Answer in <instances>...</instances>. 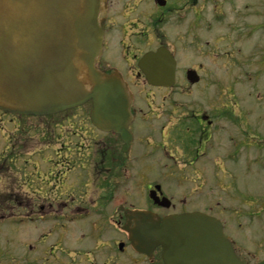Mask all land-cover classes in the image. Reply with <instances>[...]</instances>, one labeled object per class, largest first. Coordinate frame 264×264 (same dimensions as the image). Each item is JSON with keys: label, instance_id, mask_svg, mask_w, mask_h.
Segmentation results:
<instances>
[{"label": "flooded vegetation", "instance_id": "af4514ba", "mask_svg": "<svg viewBox=\"0 0 264 264\" xmlns=\"http://www.w3.org/2000/svg\"><path fill=\"white\" fill-rule=\"evenodd\" d=\"M199 1L206 3L208 12L199 10ZM102 6L100 16L105 22L108 41L97 66L106 73L123 71L121 77L130 86L139 88L140 81L145 80L136 65L140 44L149 41L155 29L151 23L158 22L164 39L175 36L177 42L194 45L200 19L207 15L208 27L216 33V43L208 41L210 57L214 61L215 50H220L226 86L230 84L234 67L238 70L242 66L239 80L249 77L252 85L258 82L261 87L258 79L264 75L263 0H103ZM249 9L254 10L253 15L245 14ZM175 18L180 19L179 23ZM110 29L116 33V43H112ZM247 44L251 48L243 54ZM113 46L119 47L120 60L124 63L120 66L105 60L106 54L113 56ZM246 65L248 73L244 70ZM199 67L203 69V66L196 69ZM207 71L212 74L211 69ZM232 93L235 97V92ZM137 94L140 96V91ZM233 97L228 90L218 94L216 99L223 106L217 116L212 110L197 113L191 106L177 102L175 112L171 113L174 122L164 123L162 120L168 113L155 100L148 103L151 96L147 94L148 106L136 102L132 109L135 119L130 128L134 139L127 154L122 152L121 139L99 131L86 120L89 116L70 117L69 113L80 108L58 114V122L47 124L45 138L0 139V264H165L162 248L148 253L135 250L128 233L134 222L129 221L123 210L159 212L160 207L149 199V194L165 180L166 138L175 141L185 153L193 149V163L207 153L209 146L213 147L217 117L221 116L220 130L228 146L226 159L239 160L242 145L248 144L247 153L251 149L256 153L261 151L262 114L254 111L251 121L252 111L236 97L232 100ZM7 120L12 122L15 117L0 110V127ZM75 120L77 124L83 121L79 123V132L71 131L68 126ZM251 127L254 140L246 142V132ZM185 153L181 157L188 162L190 158ZM169 157L177 160L176 156ZM36 179L42 184L36 189L49 191V197L23 206L17 196L30 187L27 183ZM134 190L137 196H133ZM2 191L15 196L13 207L1 202ZM119 195L125 200H119ZM129 197L136 200L138 207L126 204ZM245 198L243 195L238 204H226L223 211H233L230 214L236 218L231 222L222 219L224 230L244 264H252L251 259L254 264H264V207L251 206L253 199L247 203ZM184 207L186 203L182 210ZM246 215L250 218L246 219ZM244 220H250L246 227L252 221L258 222L254 225L253 240L243 233L237 235V230L242 232L245 227ZM251 242L254 251L248 249Z\"/></svg>", "mask_w": 264, "mask_h": 264}, {"label": "water", "instance_id": "95a60500", "mask_svg": "<svg viewBox=\"0 0 264 264\" xmlns=\"http://www.w3.org/2000/svg\"><path fill=\"white\" fill-rule=\"evenodd\" d=\"M99 5L100 0H0L1 109L47 115L92 100V121L128 140L129 96L118 77L94 68L103 45ZM158 58L151 53L141 62L148 78L159 69L151 64ZM81 64L88 68L90 90L79 79ZM132 217L137 244L149 235L151 243L163 245L167 264H242L214 217L176 215L162 226L152 213Z\"/></svg>", "mask_w": 264, "mask_h": 264}, {"label": "rangeland", "instance_id": "374dc122", "mask_svg": "<svg viewBox=\"0 0 264 264\" xmlns=\"http://www.w3.org/2000/svg\"><path fill=\"white\" fill-rule=\"evenodd\" d=\"M198 7L199 10H207L206 3L201 4L199 1ZM245 14L253 15L254 10H246ZM232 17L233 14L231 13L230 18ZM200 20L201 22L198 21V23H200L198 24L197 30L195 31L197 41L194 43V45L182 43V41L177 42L175 41V36H166L167 40L164 43L170 44L177 53L176 55L179 59L178 64H180L179 74L184 72L185 69L191 66H196L199 63H202L204 67H207L211 64L209 68H212L214 73L210 74L209 71L205 72L203 83L190 89L189 91L191 93L188 95L183 94V91H185L184 81L177 83L173 90L164 92L157 91V104L163 106L165 113H167L168 109L171 108V111L168 113V115H165L166 117L162 120V122H174L172 121L171 113L175 110V105L173 104L176 102H181L183 105L190 104L191 109H195L197 113L200 111L212 110L214 116H217L221 113L223 103L220 104L216 97L218 94L227 89L231 92L232 97V92H235L236 100L238 102H242L246 108L252 111V114L249 116L251 121L254 119V111L262 114V126L264 127V75L261 77V80L260 78L258 79V81L261 82V87L258 82L256 85H252L251 81H248L249 77H243L241 81L239 80L238 72H241L242 66H240V69L238 70L236 67H234L235 70L233 71L232 79H230L231 85L226 86L227 80H225L224 62L221 58V52L219 49H216L214 53L215 59L211 62L208 48V41L211 40L212 44L216 43V33L211 31L208 27L207 15H204L203 20ZM179 21L180 19L175 18L176 23H179ZM110 33V36L113 38L112 43H116V35L113 34L111 30ZM245 33L247 35L248 30L244 32V34ZM250 48V44H247L245 47H243V54L244 52H248ZM118 50V46H113L111 49V54H113L112 57L114 59L110 57V53H108L105 56V60L115 64L119 63L120 59L118 56L119 54L117 53ZM241 57L242 56L240 55L239 58ZM117 60L119 61L117 62ZM234 62L237 63V61ZM247 66L248 65L245 66L244 70H246L248 73L249 69ZM252 91H255L252 97L247 99L248 95ZM209 94L212 97L211 99H207V95ZM162 96H166L170 99H166V102H160L159 100L162 98ZM235 97H233L232 100L235 101ZM82 110L85 113L88 112L89 106L83 107ZM217 119H219L217 123L218 130H216L214 133L213 147L209 146L207 153L199 157L192 166L190 163H188L187 166H184L186 169H179V167H183L182 162L181 164L172 163L171 160H168L167 157H165L167 156V153L165 152L163 156V159L167 164V169L165 171V192L167 196H170L169 198H172L171 200L175 206H179L181 203L185 202L189 207H187L188 210H207L209 213L211 212L217 216H220L224 220L229 219L231 222L232 220L235 221L234 218H236L230 214L233 211H230L229 213L225 210L222 212V210L225 208L227 203H240L243 195L246 197L245 200L247 203H252L253 199V204H250L251 206L264 207V151L259 152L260 156L249 157L246 151L249 147L248 144L242 145L241 149L243 153L238 164L237 162L232 163L231 160H229L230 162L225 161L224 156L222 155L223 150H221L223 149L224 145L221 143L222 139L219 138L220 136H223V132L220 130L223 120H221V116L217 117ZM50 121L51 119L49 118L30 119V121L29 119H23L21 123L25 124V128L21 129L16 138L24 139L26 137H30V135H35V132L39 130L41 131V129H43ZM25 131H27V133ZM41 133L42 132H40L38 135ZM2 137L3 134L0 132V138L2 139ZM262 139H264V135H262ZM245 140L246 142H253L254 131L252 127L247 130ZM165 141L167 143L166 149L170 151L171 155L174 154L176 156L177 144L171 142L167 138ZM185 154H187L188 158L192 159L194 150L189 149V151H186ZM218 166H220L221 169ZM27 184L30 187L24 189L17 196L19 197L20 201L23 202V206L24 204H34L36 202H40V200L45 201L49 197V191L36 189V187L42 185L39 179H36L33 183L30 181ZM135 191L136 190H134L132 194L136 193ZM1 195V202L8 203L12 207L15 205L16 200L14 195L12 196L11 194L5 193L4 191L1 192ZM120 197L121 195H119V200H125L124 196H122V198ZM4 215L10 216V213H5ZM245 218L248 219L250 217L246 215ZM250 220H244L243 224L245 227L243 228L242 232L237 230V235L243 233L245 236H249L253 240V234H255L254 225L257 226L258 222L252 221L250 223V227H246ZM234 223L236 225V222ZM262 224L264 225V221ZM247 241L248 238H246L245 243H247ZM247 246L249 247L248 249L254 251L252 242L251 244L248 243ZM251 260L252 264H254L253 259Z\"/></svg>", "mask_w": 264, "mask_h": 264}]
</instances>
